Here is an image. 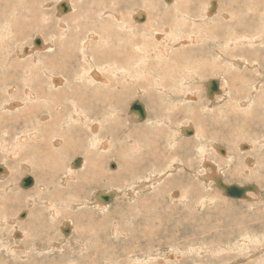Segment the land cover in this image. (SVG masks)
I'll use <instances>...</instances> for the list:
<instances>
[{
    "label": "rangeland",
    "instance_id": "rangeland-1",
    "mask_svg": "<svg viewBox=\"0 0 264 264\" xmlns=\"http://www.w3.org/2000/svg\"><path fill=\"white\" fill-rule=\"evenodd\" d=\"M2 1L0 0V15H1V17H3V19L0 17V22H2L4 24L0 23V27L1 26L5 27V24H10L9 25L10 29L12 28L13 30H15L16 26L18 29H16L15 31H13L11 29V31H12L11 33L14 35L10 36V39H11L10 40V39H6V37H4V34H5V36L7 35V32L5 30L6 27L3 28L5 31L3 29H1L2 27L0 28V31L2 30L1 32L4 33V34H0V36L4 37L1 39L6 40L5 42L8 45L7 47H9V49L6 51V54L8 55L9 59L6 58V56L4 55L5 54L4 51H3V54H1L2 52H0V56H1V58H0V83H1V79L3 80V76H5V74H8V72L9 73L13 72V70H14V71H16L15 72L16 73L15 78L17 79L16 81H14V83L17 87H19V89H22V90L24 87H26V86H22V85L28 84V81L25 80L26 76H24V70H23V68L26 69L27 65L22 60V58L13 51L14 48L16 49V47H15V46H17L16 42L20 46V48H19V46L17 47V48H19V50H21L22 45L23 46H29V47H33V46L36 47L37 46L38 49H42L44 47L43 46L44 44H42L41 45L42 47L40 46L41 47L40 48L38 45H36L35 40L37 37L43 38L44 37L43 35H45V36H48V38H49V39H47V38L44 39L46 42L52 41L50 39V37H52V39L55 41L59 40V42H60V44L58 45L59 48L64 49L65 46L62 44V40L59 39V36H60L59 30L60 29L63 30V27H61V21L64 23L69 22L70 25L73 24L74 21H71V20L68 21L70 16L73 17V20H79L81 18L82 22H85L84 25L82 23V27H80V30L83 31V29H84L85 31H88L87 28L92 27L89 29V31L91 30V31L95 32L97 34L96 37H99V34H98L99 30L97 27L112 26L114 29L111 28L109 31L105 32V34L103 33L104 35H107V33L116 31V27L114 25H112L111 22L118 23V21H121V20L116 19L115 15H110L107 18H103L102 20H98L99 15L97 13L101 9L108 8V9L113 10L114 13H117L119 15H121V14L127 15L128 18H127L126 24L128 23L129 19L131 18L130 14L131 13L133 14V13L137 12V10L141 9V11L146 12L147 14L149 13L151 15L150 18H152V21L150 23V29L151 30L147 31L148 36H147L146 42L144 43L147 46L148 52L153 51V50H150L151 46L153 47V45H154L152 40L154 42H157V43L159 41L164 42V37H163V36H165L164 33L168 34L167 30L165 29L163 31L164 33H161L163 35L162 40H160L156 34L154 35L153 38L149 37L150 36L149 34H151L150 32L153 31L152 26L159 24L157 22V19H156L159 16L158 14H160V16L162 15V17H163V15L165 16L166 14L169 15L168 18H166V20H167L166 21V25H167L166 27H168V26L170 27L171 24L174 22L173 20L176 19L175 16H179V14L174 15V11L173 12L170 11L171 13L167 11V9H170V7L166 6V4L172 6V4H170L171 0H71V2H72L71 5H73V10H72V7H70L71 9H69V11H67L66 13L60 12L58 7L56 9V5H58V0H36V2L34 0L33 1L32 0H23V1L21 0L22 2L20 0H14V1L13 0L12 1L11 0H9V1L4 0L5 2H3V3H2ZM6 1L10 2L9 4H11V2H14V3H12V5H8V3H6ZM29 1H30V4L32 6H30V4H28V3H25V2H29ZM180 1H181L180 2L181 10L179 9L180 10L179 11L177 8L178 11L176 10V13L177 12H179L180 14L187 13L190 18L186 21H183L181 19V15H180L181 21L177 26V30L174 31L175 37H174L173 42H166L165 41L163 43V45H165L164 47L168 50L166 55H165V53H163V55H162L166 59L161 57V54H159V57H157L156 55L151 56V58L148 59V62H146V60H145V62L140 64V68H143L145 70V72L143 74L144 79L142 80L140 78V82L145 80L144 82L146 83V85H145L146 88H144V90L141 91V90H137V88L127 87L125 84L120 85V83H119V85L121 87H120L119 91L116 90L117 96H116L115 92L106 91V88H102L101 92H100L101 96L97 95L96 98H94V101L95 102L98 101L97 109L100 112L106 111L105 113H108V110H105L103 108L104 104L107 105L108 101L114 102L115 100L117 101V99H119L118 100L119 102L115 101L116 104L114 102L113 105H118V108L121 109V111H120V109H117L120 111V113L122 112L121 114L119 113V111L116 113L119 114L122 119L124 117V119H123L124 121H122L123 124L120 123L119 128L116 127V125L114 123V125L112 127V130H113L112 132L115 133L114 137L112 139L114 141L113 142L114 145L110 146L111 148L109 151L112 150V152L114 154L120 156L121 160L124 163L128 162L129 159L134 164H136L137 161H142L148 167V169L146 170L147 171L146 174H148L152 171H157V170L162 171L169 166L171 159L166 154H165L164 160H162L160 162L153 163L152 159L147 161L145 153L148 152V150L144 149L143 147L140 149V143L136 142L137 133L134 135V137L132 139H126V136L123 135V132H122L123 128L130 127L129 129L134 128V129H137L139 131H145V134H147L151 131L150 129L152 128L153 132L155 129L156 130L155 132L160 133V134H163V133L166 134L167 132H169V134L172 133L171 135H176L175 133L177 132L179 138L177 139L178 142L176 141L177 142L176 146H178L179 143L182 144L183 142H185L182 144L183 149L185 151L184 152H178V154L180 153L179 154L180 156H178V158L183 159L182 161H184L185 166L191 165V168L188 166L189 169H191L190 172L188 170H186V172L183 171V169L181 168L183 165L180 164L178 167H176L177 174L174 173V175L179 174V176L174 177V179L172 180L171 183H169L167 181V179H169V177H166L161 182H159V184H157V186L153 187L152 189L147 188L143 191H140L141 190L140 189L137 192V196L132 197L129 194L128 189L134 190L133 185H135L140 180H142V176L145 179L146 177H149L152 174H150L148 176L146 174H142V175L136 174V175H134V177L132 179H129V180H126V178H125V180L120 179L116 176L115 179L109 178L111 180L116 181V182L109 184L110 181L108 183L107 179H104V177L105 178L107 177L105 175H108L106 173L108 172V170L110 172H115V173L118 171L117 173H119L121 171V169L118 170V168L122 164L121 161H117V160L115 161L114 159L110 163V159H109L107 166H105V164L102 163V168L98 172L99 174H95L94 172L89 174V175H97V177L99 176L100 178H102L103 182L97 183L98 185L100 184V187H98L97 184H96V186H93L90 188H88L87 186H82V188L78 194H71L66 199L63 198L62 200H59L58 198L53 197L52 193H50V190L55 189L58 186H62V188L65 189V187H63V186L64 185L67 186V181L69 180L71 175L77 174L78 172H84L86 170V167L81 168L82 164L80 166H74V164H73L77 158L83 157L82 153L76 154L72 151L75 148V146H74L75 141H76V145H77L78 141H81V142H83V141L81 139H79L80 136H74L73 138H75V139H73L72 136H69V138H67V139L71 142H69L68 140L65 139L66 150L64 151V153H62L61 158H58L60 155H56L51 148L50 150L53 151V152L50 151L52 156L45 159L47 162L52 164L53 168H54V164L60 168L59 169L60 172H58L57 168L52 169L50 175L53 176L54 179H52L51 176L49 179L47 177H45L46 180L48 179L47 183L50 185L48 188L45 189V191L48 195L53 197L51 199V203L47 202L48 204H46L45 200H48V199L41 198L40 200H37L35 197L36 195H41V194H39V192L43 191L42 185L45 181L40 182L38 180L37 175L33 171V163L32 162L34 161V159L36 160V157H34L35 154L33 153V149L30 148V144L25 145V147H24L25 152L22 155H19V157H16L15 155L9 156L10 154L8 152L11 151L9 148H7V149L10 151H8L6 148L0 149V158H1V156L3 157V155H1V154L8 156V161H6V159H3V158H1V159H3L4 161L0 159V165L4 166L7 169V172H5V173L7 174V176L9 175L8 177L5 176V178L0 179V190H1L0 191V264H24V263H26L27 260H28L27 262H30L32 260H40V262H43L44 264H206V263H208V264H247V263L248 264H258V263H254L256 261L251 260V258H250L251 254L255 253V254H253V258H255L257 260L260 257L264 258L263 257L264 256V226L261 224V221H264V211H263L264 210V174H263L264 173V166H262V164H261L263 162V158H264V117L260 119V118H258V114L257 115L255 114V117H253V119H251L249 117H243V115L240 113L242 109H238L237 105L235 104L234 101L230 102V105H227L226 104L227 100L221 101L222 103L221 102L220 103H214L213 105H211V107L213 106L214 108L209 107L210 109H202L205 105H207L206 104L207 101L208 102L212 101V99H211L212 97L208 96V89H207L208 88L207 87L208 79H211V78L212 79H214V78L218 79L217 76L221 75L220 77L223 76L222 78H220L221 82H222V86L223 87L227 86L228 88H230L229 90H231L232 93L236 92V86L231 82L232 80L229 78V75H227V74H228V72H229V74H231V73H233V71L235 72L236 68H239V67H236L232 64V62H236L237 60L233 59L235 57L234 53L231 54L229 52L230 51L229 48L238 47V45H230V46L226 45V48H225L224 43H226V41L228 39L231 40V38H232L231 36H233V38H236L237 37L236 35L241 36L242 34L245 35L246 33H247L246 36H244V35H242V36L250 38L252 36L257 35L259 30H260L259 32H261V33H259L260 35L258 34L256 37L259 39H264V37H262L263 33H264V32L262 33V31H264V29H263L264 28V4H262V3H264V0H258L259 7L258 6H257L258 8L256 7L257 10H259L258 12H257V10H255V8H252V10H251L249 8L250 6H247V5L256 6V5L252 4V2L249 0H246L247 3L245 2V0H238V5L235 3L236 0H226V1L220 0L219 1V2H221L220 6L218 4V0H186V1L180 0ZM213 1L217 2L216 3L217 7L212 13V15L214 14L213 15L214 17L211 18L212 15L205 17V13L207 11V8H210L212 6ZM248 1L251 4H248ZM20 2H21V4H20ZM224 2H225V4H224ZM3 5H6L5 7H7V8H5ZM21 5H23V6L26 5L27 7L28 6H30V7L27 10L26 6H24L25 7V9H24V7ZM53 5H54V7H53ZM13 6H15V7H13ZM8 7L9 8L11 7L10 8L11 11L10 10L7 11L9 9ZM4 8L7 9L5 12L6 14L4 13V11H5ZM30 8L33 10H31ZM122 8H125V9H122ZM217 8H219V10L223 11L224 13L229 12L230 13V17H228L229 20H225L226 18L224 17V15L221 16V15H219V13L218 14L215 13ZM245 8H248V9H245ZM20 9L21 10L23 9V10L21 11ZM1 10H3V11H1ZM30 11H31V13H30ZM230 11H232V12H230ZM255 11H256V14H258V15L254 14V16H252L253 15L252 12L255 13ZM9 12H14L15 14L14 13L11 14ZM23 12L25 13L24 16L26 18L32 16V17H30L29 20L34 22V23H31L26 18L24 21V19H23L24 13ZM32 12H34V15ZM87 12H88V14H87ZM93 12L95 14H92ZM235 12H237L238 15L232 17L231 15ZM27 14L28 15L30 14V15L27 16ZM38 14H40V15H38ZM209 14H211V13H209ZM250 14H252L251 15L252 17L251 16L249 17ZM11 15H12V19H11ZM14 15H15V18H14ZM202 16H203V18H202ZM34 17L36 18V20L34 19ZM172 17H174V18H172ZM192 17H196L198 19H201V22H195V20ZM19 18H20V20H19ZM17 19L19 21H17ZM230 19H232V20H230ZM2 20H4V21H2ZM11 20H14V21L16 20L15 22L17 24L14 22H10ZM132 20L136 23H139V24H143L146 21V19L144 21L137 20L135 17H132ZM247 20H248V22H245ZM20 21H22V23H21L22 27L20 26ZM231 21L234 23L233 25L235 27L233 25H232V27H229L227 25V23L230 24ZM18 22H19V24H18ZM28 22L31 24H35V25L34 26L32 25L33 26L32 27ZM96 22L98 25H96ZM98 22H100V24ZM239 22L241 23V25H239L240 24ZM13 23H14V25H13ZM25 23H27L29 26ZM169 23H171V24H169ZM244 23H245V25H243ZM246 23L248 25H246ZM92 24H95V26ZM183 24H185V26ZM235 24H237V25H235ZM160 25L161 24H159L158 26L160 27ZM209 25L214 28L213 32H211V30L208 28ZM11 26H13V27H11ZM47 26H50V28L46 29ZM25 27L26 28L29 27V29H26ZM242 27H244V28H242ZM22 28H25L26 31L24 32V29L22 30ZM31 28H33V30ZM235 28H237L238 30H236ZM19 29H20V31H19ZM239 29L243 30V32ZM80 30L75 29L74 31H70V32L76 33L78 36L80 33L77 31H80ZM218 30H220V31L218 32ZM21 31H23V32H21ZM245 31H247V32H245ZM15 32H17V33H15ZM19 32H20V34H19ZM64 32H65L64 35H66L69 43L73 44V42H75V43L78 42L75 35L69 36L67 30ZM250 32H251V34H250ZM100 33L102 34V32H100ZM210 33L212 34V36ZM46 34H48V35H46ZM85 34H86V32H85ZM134 34L137 35L136 33H134ZM188 34H193L197 37H194L193 38L194 40L189 39L187 37ZM213 34H214V36H213ZM20 35H22V36L24 35L25 37L27 35L29 37H26L27 39H25L24 36H23L24 37L23 38V37H20ZM40 35H42L43 37ZM220 36H224L225 38L227 36L228 37L225 39V42H224V38L220 37ZM195 38H196V40H195ZM201 38H203V40H201ZM15 39H16V41H15ZM139 39H141V38H139ZM20 40L23 43H25V45ZM44 40L42 39V41H44ZM171 40H169V41H171ZM175 40H177V42ZM197 40H198V42H197ZM215 40H218L219 43L217 44L215 42ZM111 41H113L114 44L116 43V41L113 39H111ZM138 41L139 40H134L132 42H138ZM168 43H170L171 45ZM167 44H168V46H167ZM263 44H264V42H263ZM263 44L259 43V44L255 45L257 47L260 46V47H258L256 53H254L255 55H253V54L250 55L249 53H242L244 55L243 58L246 60V62L248 61L247 65L249 67L246 66V69L248 71H244L245 70L244 68L241 69L240 72L238 71L240 73L239 74L240 80L238 81V86H239V89L241 90V92L242 91H246V93L248 92V89H245L243 87L241 88V84L245 83V85H246V83H250V82H247V80H249V78L252 79V82L250 83V87H248L251 90H252L253 86L255 85V83H257V82L262 83V81L264 82V64H263L264 63V45ZM188 45H191L190 48ZM222 45L224 46V48H222L223 47ZM241 46L248 48L249 44H243ZM54 47L55 46H53L52 48L46 49L45 51L41 52L42 54L39 55L42 62L45 63V65L47 67L51 66L50 60H51V58L54 59L53 55L56 53V50H59V49H56V47L55 48ZM53 48L55 51L53 52V55H51V54H49V52H51L53 50ZM105 48H106V46H100L101 51H104ZM183 49L186 51H184ZM189 49H191L193 52ZM172 50H177V53H178V51L180 53L176 54V51L173 52ZM218 50H220V52L221 51L224 52V50H225V53L227 52L226 56H223L224 58L221 57L222 59L219 58L218 54L220 52ZM47 51H49V52H47ZM188 52H190V54ZM257 52H259V54ZM131 53H132V56H134V60H140L141 54L142 53L145 54V52H142V53L131 52ZM171 53H174L175 56H173L174 54H171ZM183 53H185V54H183ZM237 53H236V55H237ZM2 57H4V58H2ZM169 57H171V58L173 57L172 58L173 61ZM182 57H183V59H182ZM194 57H196V58H194ZM258 57H259V59H258ZM31 58H33V57H31ZM174 58H176V60L178 59V61H176ZM256 58L258 60L257 61L258 63L255 62ZM260 58H262V59H260ZM34 59L36 60L35 57H34ZM180 59H182V61ZM192 59L195 61H193ZM179 60H180V62H179ZM183 60H185V61H183ZM190 60L192 61V65H194V66H191L190 69L188 70L187 67H188V65L190 66V63H191ZM14 61H18V65L12 67V68H14L13 70H12V68L9 69L12 65L11 63ZM197 61L200 64H198ZM208 61L212 62V63H214L216 61V62L223 64L222 66L220 65L221 67H219L222 69L221 71L223 72V75L221 72H218V70L217 71L213 70V69L206 70V65L209 63ZM220 61H222L223 63ZM176 62H178L177 65H179V66H177V65L175 66ZM206 62H207V64H206ZM253 62L257 63L256 65H258L260 68L258 69V66L256 67L255 63H253ZM3 63H4V65H3ZM163 63H164V66H162ZM193 63H196V64H193ZM97 64H98L97 66L102 69V65H100L101 62H100V64L99 63H97ZM89 65H92V64H89ZM165 65H169V66H165ZM226 65H228L229 68L225 67ZM261 65H263V66H261ZM86 66H88V64ZM116 66L117 65H114V67H116ZM172 67H175V69L174 68L172 69ZM202 67H205V68H202ZM68 68H70L71 70L74 69V70L79 71L82 68V64H80L79 66L74 64L73 67L69 66ZM167 68L171 69L170 72H172L171 73L172 77L170 76V73H166ZM180 68H182V69H180ZM94 69L98 70L97 68H94ZM164 69H165V71H164ZM179 69H180V72H179ZM203 69L206 71L204 72ZM109 70H111V69H109ZM175 70H176V72H174ZM212 70L214 71V73ZM258 70H259V72H258ZM260 70L262 71L263 75H262ZM59 72L60 71L56 72L55 74H61ZM104 72H107V71H104ZM104 72H100V74H101L100 76H102L103 78L111 75V73L105 74ZM181 72H184V73H181ZM36 73H37V70H36ZM241 74L244 76H242ZM62 75H64V74H62ZM158 75H160V76L164 75L162 77V80H161V77L158 78ZM183 75L191 76V78L192 79L194 78V80L191 82L192 84L191 83L189 84V86H190L189 91H187V90L182 91V89L179 88V90H181V92L178 91L179 94L177 92V94L174 95V98H176V100L174 99V101H177V102L170 103V101H168L170 96L168 97L166 92L164 93L165 90L160 91L159 89L152 88V85H154V82H155L154 79H156V77H157V79H159V82L161 80L163 82V84L165 83V88L167 89V87H168L167 90L177 89L178 86H177V84H175L176 82H174V79L180 78ZM197 75H198V77H197ZM205 75H207V76H205ZM169 76H170V78H169ZM200 76H202V77H200ZM203 76H204V78H203ZM13 78L14 77H12V79ZM48 78H49V76H48ZM200 78H201V80H200ZM169 79H171V80H169ZM220 79H218V80H220ZM90 80H91V77H90ZM195 80H196V82H195ZM204 80H206V82H205V84L202 85L201 82H203ZM17 81H19V82H17ZM182 81L184 83L187 82L186 79H184ZM198 81H199V83H198ZM20 82H22L21 83L22 85L20 84ZM26 82H27V84H26ZM93 82L94 81H92V83ZM76 83L77 82H75V84ZM166 83H168V84H166ZM201 85H202V87H201ZM231 85H234L235 88L231 87ZM89 86L90 85H87V86H81L80 85V88L78 89V91L81 90L82 93H85ZM46 87L47 88H45V89L47 91L49 89L47 84H46ZM160 87H162V86H160ZM187 87H188V83H187ZM102 90H104V91H102ZM123 90H124V92H123ZM229 90H227L228 93H229ZM50 91H52V90H50ZM113 91H115V90H113ZM132 91H133V93H132ZM184 91H187V93L189 92L187 94V97H186L187 100L190 98L191 95L194 94L193 92H197V93L201 92L202 97L199 96V99H198L199 101L198 102L196 101V103L195 102H193V103L189 102V101H191V99H189L188 101L187 100L184 101L183 100V97L185 95V93H183ZM260 91L264 92V85L263 84L261 86ZM90 92L93 95H95L94 89L90 90ZM220 92H222L221 88H220ZM224 92H225V89H224ZM144 93L150 94L151 95L150 99L149 98H143L144 95H142V94H144ZM258 93H260V92H257V94ZM85 94H86L85 97H87V98L90 97L88 91ZM179 95L181 97H179ZM241 95L243 96V94H241ZM242 96L237 97V100L238 101H240V100L245 101L249 98L252 99L254 97V95L250 96V94L248 97H245V96L242 97ZM181 98H182V100H181ZM123 99H125V100H123ZM99 100H101V101H99ZM135 100H140L145 107L146 117L144 120H139L138 114H136L134 111H130V106ZM122 104L124 105V108H123ZM257 104H258V107L256 106ZM69 105H68V107H69ZM254 106H256L255 107L256 111H257V109H259L258 113L264 115V103L259 104V102H255ZM45 107H47V104ZM215 107H217V108H215ZM218 108H221V109H218ZM174 109H176V110H174ZM44 110H47V108L41 109V111H44ZM1 111H3V110H1ZM235 111H236V113H235ZM200 113H201L202 117L199 116ZM218 113H219V115H218ZM44 114L51 116L49 110L46 111L45 113H40V115H44ZM167 115L170 117H168ZM179 115H182V116H179ZM39 117H38V119H39ZM111 117L113 118L114 116H111ZM129 117H130V119H129ZM127 118L129 120H127ZM189 118L190 119L193 118V120L195 118L196 122L200 123V124L193 122ZM156 119H158V120L168 119L170 121V124L169 125H166L164 123L163 124L162 123H159V124L156 123L155 124L154 122ZM190 121L192 122L191 123L192 126H193V124L195 126L198 125V127L200 129V133H202L204 131L203 129L206 130V131H204V134H205L204 138H203L205 140L204 143L210 144L209 147L207 148V151H208L209 157L214 159L216 162L218 161V158L220 156L215 154L217 152V150L215 148L221 147V148H224L225 151L227 149L228 150L230 149L229 152H231V149H232L231 154L232 155L234 154L233 156H235L236 151H234V150L236 148L235 146H237V144L239 145L238 141L240 142V144L241 143L242 144H248L249 148L247 147V149L246 148L244 149L241 146H240V148L238 147L237 148V152H238L237 155L238 156L237 155L235 156L234 161L239 162L241 164L240 161L242 159H244V157H246L245 165L247 167H249L253 163V158H255V156L257 157L258 154L260 155V156H258L259 159H257L258 164H257L256 169H258V167H261L262 169L259 168L257 170V174H256V177H258L257 181L256 180L250 181L248 178H249V175H251L250 174L251 171L249 172L248 169H243L242 172H244V170H245V173H242V179L233 180L232 182H229V183H236V184L238 183L239 185L253 184L256 187V191H248L247 196H245V197L232 198V197L227 196L225 194L224 190L221 189L220 187H218L215 184V182H210L208 180L209 183L213 184L212 185L213 189H211V187H209V184H207L205 182L206 180L200 179L197 176V173H199L201 171V167L199 168V166L201 165V161H200L201 155L198 151V146L201 143H203V140H200L197 137L198 135H196V133L194 131L192 132V134L188 135V134L184 133L183 130H180V128H179V126L180 127L183 126L182 124L187 125L188 123H190ZM219 121H221V123ZM222 121L225 124H223ZM171 122H172V125H171ZM174 122H175V124H174ZM242 122L244 124H245V122H247L248 124H251V128L248 125L247 129H245V131H244ZM112 123L110 122V125ZM204 123L206 125H203ZM214 123H215V125H214ZM108 124L109 123H107V125ZM147 124H149V125H147ZM126 125H128V126H126ZM208 125H210V126H208ZM195 126H193L191 129L192 130L195 129V131H196ZM218 126L220 127V129L218 128ZM228 126L231 128L233 127V128L230 129ZM146 127H148V128H146ZM149 127H150V129H149ZM157 127H159V129ZM225 128H227V129H225ZM242 129L244 132L242 131ZM172 130H173V132H172ZM215 130H217V131H215ZM219 130L221 132H219ZM226 130H228V131H226ZM209 131L211 132V134ZM222 131H224V132H222ZM153 132L151 131L150 133H153ZM217 132H219V133H217ZM247 132H248V135H247ZM200 133H199V135H201ZM206 133H208V134H206ZM229 133H230V135H229ZM234 133H236V135ZM153 134H156V133H153ZM169 134L167 135L168 137H169ZM238 134H239V137H238ZM243 135H245L244 137L245 138L247 137V138L245 139L243 137ZM213 136H215V137H213ZM226 136L227 137L230 136V137L226 138ZM84 137H86V135ZM216 137H219V139H220L219 140L217 138L219 140V141H217L218 142L217 145H219V147L218 146L212 147L211 144H213V143L211 141H214L215 143H217ZM250 137H253V138H250ZM0 138H3V137L0 135ZM11 138L13 139L14 136H11ZM99 138H102V137H99ZM221 138H222V140H221ZM12 139H10V140L13 141L14 139L13 140ZM226 139L227 140L229 139V141L226 142L227 141ZM198 140L200 141V144H197V142L199 143ZM242 140H244V141H242ZM250 140L252 142L255 141V143H254L255 145ZM188 142H190L189 146H188ZM222 142L225 144H223ZM250 142H251V144H249ZM61 143H63V142H61ZM84 143L85 142H83V144ZM123 143L126 144L128 153L126 150H124V147L122 146ZM220 144H222V145H220ZM226 144L228 146L227 149H226ZM133 145H134V147H132ZM26 146L29 147L28 152L31 150L32 153H31V151L29 153L27 152ZM141 146H142V144H141ZM185 146L186 147L188 146V147L184 148ZM250 146L252 148L253 147H255V148H253V150H252V148H250ZM105 148H107V147H105ZM105 148H104L103 153H101L103 155L102 161L104 160V158L107 159V157H106V156H108L107 152H109ZM160 148H162V147H160ZM254 149H256V151ZM259 149L260 150L262 149V150L260 151ZM192 150H194V152H191ZM3 151H5L6 153H4ZM47 151H49V150H47ZM26 152H27V154H25ZM59 152L61 153V151H59ZM249 152L250 153L252 152V153L250 154ZM254 152H256V153H254ZM219 153L224 155L223 153H221V151ZM29 154L31 155V157ZM239 154H240V156H239ZM192 156L194 159L192 158ZM84 157H85V155H84ZM182 157H185V158H182ZM248 158L252 159L251 163L248 162ZM50 159H51V161H50ZM115 159H117V158H115ZM13 160H15L16 162ZM17 160L20 162H18ZM29 160L31 161L32 165L30 164ZM57 160H59V161H57ZM237 160H239V161H237ZM260 160L262 161L261 163H260ZM5 161L7 163H5ZM242 161H244V160H242ZM10 162L14 165L10 164ZM23 162L28 163L26 165L30 166L33 172L31 171V169H28L27 166L24 168L19 166V164L23 163ZM36 162H37V160L35 161V163ZM117 162H119L120 164ZM59 163H61V164H59ZM185 163H189V164H185ZM239 163H238V168H240V166H241V165H239ZM58 165H60V166H58ZM13 166L15 169L13 168ZM116 166H118V167H116ZM151 166H153L155 168L151 169L150 168ZM225 166H226V168H225ZM88 167H90V166L88 165ZM193 167H195L196 169ZM220 167H222V168L224 167V169L218 170L219 172H222V173H220V175L222 177L224 176V178L228 181L229 176L227 175V171L229 170V167L227 166V163L222 164V165L220 164ZM179 168H180V170H179ZM205 169H209V167H206ZM47 170H49V169L47 168ZM223 170H225L226 173ZM260 170H261V173H260ZM12 171L15 173L14 174V180H16V182L14 180H11L12 182H14L13 187H11L10 189H7L5 192H3L2 188L7 183H9V182H6V180H8L12 176V174H13ZM182 171H183V173H182ZM258 171L263 177L260 176V174H258ZM2 173H4V172H2ZM89 175H83V177H88ZM27 176H32V177L34 176L33 179H34V182H36V184L33 187H25L22 185V181ZM243 176H245L247 179H245V177L243 178ZM65 177H66V180H65ZM80 177H82V175H80ZM89 178H92V177L89 176ZM236 179H238V178H236ZM243 179H245V180H243ZM63 180H64V182H63ZM86 180H88V179H86ZM86 180H82L81 181L82 184H86ZM201 180L203 182H205L206 184L204 183L205 184L204 185ZM59 181H61V182H59ZM4 182H6V183H4ZM56 182H59V185H57ZM191 182L194 184H192ZM224 182H226V181L224 180ZM176 183H178V184H176ZM173 184H176V185H173ZM200 185L202 187H200ZM257 188L259 189L258 192H257ZM179 189L185 191V193H186L185 196L187 198L185 197L184 199L180 200V199H178L179 197L177 194L174 195V197L171 196L172 191H179ZM196 189H197V191H196ZM104 191L105 192L113 191L114 197L108 201H105V199L97 198L99 193H103ZM160 191H161V193H160ZM204 191H206V192H204ZM10 192L11 193L16 192L15 193L16 196L14 195L15 198H17L18 196L24 195V196H21V198L26 199L27 201H25V202L30 201L31 204L30 205L28 204L29 206H27V208H26L25 204L22 206L23 203H21V204L17 203L18 200L15 201V199H13L14 197H12L11 200L8 199ZM207 192H208V194H207ZM216 192H218V194ZM25 193L26 194L28 193V195H30L28 199L25 197V195H26ZM168 193H170V194H168ZM187 193H188V195H187ZM212 194H213V196H212ZM6 195H7V197H6ZM95 195H96V197H95ZM66 196H67V194H65V197ZM216 196L218 197L217 199H216ZM168 197L170 200L168 199ZM195 197H197V198H195ZM5 198L10 200V203ZM176 198L178 200H176ZM95 199H96V201L93 203V201ZM150 199H152V200H150ZM154 199H156V200H154ZM193 199H198V200L201 199V200L195 201ZM208 199H210V200H208ZM213 199H214V202H213ZM202 200H204V202ZM6 201L8 203H6ZM142 201H144V202L146 201V202L144 203ZM21 202H23V201H21ZM142 203H143V206H142ZM154 203L156 205L158 203L159 204L157 206H154L153 205ZM33 204H35V210L39 209V212L41 214H43V216H44V220L46 222H48L49 224H45V223H42L39 221L31 222L32 217L36 218L38 216L37 211H34V212L30 211V210H33V208H31ZM144 204H146V206ZM102 206H104V207H102ZM141 206L143 208H141ZM26 209H28V212H29L28 216H26V212H27ZM55 211L57 213L54 215L53 212H55ZM253 213H255V214H253ZM251 214L253 216H250ZM256 214H257V218L259 217L258 219L255 218ZM249 216H250V218H249ZM29 217H30V221L27 223L26 228H23V225L26 224L24 222L26 220H28ZM7 218L8 219L12 218L13 222H6L5 220ZM246 218L248 221L246 220ZM33 223H34V226H31ZM251 223L253 226L251 225ZM258 223H259V226H258ZM68 225L72 228V231L70 229V232H69L70 234L69 233L65 234L62 231V228H64L65 226L67 227ZM255 225H257L258 229L260 228L259 231L254 230ZM145 226L147 227L148 230L154 228L155 229L154 232L156 234L155 233H152L151 235H150V233L145 234V232H146V231H144V230H146ZM217 231L222 234V237L217 236L219 239H222L221 243H218L215 239L214 235H216L218 233ZM239 233H241L243 235L245 233H247V234L250 233L251 235L257 236L258 238H256L252 243H248L250 241H248L247 243L238 242V239H240V237L238 236ZM143 236H145V237H143ZM25 240L26 241L31 240V241L30 242L27 241V243L25 244V242H26ZM211 240H215L216 243L211 241ZM155 242H157V243H155ZM56 244H58V246ZM157 244H159V245H157ZM24 245H29V246H27L29 249L22 248V247H24ZM41 247H44V248L40 249ZM219 248H221V249H219ZM26 256H28V257H26ZM28 258H30L31 260ZM155 259H160V261L155 262L154 261ZM261 264H264V262H262Z\"/></svg>",
    "mask_w": 264,
    "mask_h": 264
},
{
    "label": "bare ground",
    "instance_id": "bare-ground-1",
    "mask_svg": "<svg viewBox=\"0 0 264 264\" xmlns=\"http://www.w3.org/2000/svg\"><path fill=\"white\" fill-rule=\"evenodd\" d=\"M2 1V0H1ZM9 1V0H8ZM8 1H6V3H8V5H12V3H14V2H11V4H9L10 2H8ZM12 1V0H11ZM14 1V0H13ZM21 1V0H20ZM23 1V0H22ZM21 1V2H22ZM33 1V0H32ZM35 2H36V0H34ZM63 1H67L68 3H70V7H72V10H73V5H71L72 4V2H71V0H58V4L60 3V2H63ZM186 1V0H185ZM220 0H218V4H219V6H220V3L221 2H219ZM223 1H226V0H223ZM249 1H251L252 2V4H254V5H256V6H253V5H247V6H250L249 8L252 10V8H255V10H257V8L259 7V2H258V0H249ZM249 1H248V4H251V3H249ZM3 2H5L4 0L2 1V3ZM21 2H20V4H21ZM144 2V1H143ZM147 2V1H146ZM180 0H171V3L170 4H172V6L171 5H168V4H166V6H168V7H170V9H167V11L168 12H170V11H174V15H176V14H179V16H175L176 17V19L175 20H173L174 22L171 24V23H169V24H171V26L168 28V27H166L167 25H166V18H168V16L169 15H163V17H162V15L160 16V14H158L159 16L156 18L157 19V22L159 23V24H161L160 25V27L158 26V25H154V26H152L153 27V31H151L150 33L151 34H149L150 36L149 37H154V35L156 34L158 37H159V39L160 40H162L163 38H162V34L161 33H164L163 31L166 29L167 30V32H168V34H165L164 33V35L165 36H163L164 37V42L166 41V42H173V40H174V37H175V33H174V31L175 30H177V26H178V24L180 23V15H181V19L183 20V21H186V20H188L190 17H189V15L187 14V13H185V14H180L179 12H177L176 13V10H177V8H178V10L180 9L181 10V5H180ZM245 2H246V0H245ZM19 3V2H18ZM25 3H28V4H30V1L29 2H25ZM33 3V2H32ZM145 3V2H144ZM148 3V2H147ZM223 3V2H222ZM235 3L238 5V0H236L235 1ZM247 3V2H246ZM35 4V3H34ZM33 4V5H34ZM54 4V3H53ZM146 4V3H145ZM144 4V5H145ZM224 4H225V2H224ZM262 4H264V3H262ZM7 5V4H6ZM6 5H3L4 7L6 6ZM16 5V4H15ZM222 5V4H221ZM21 6H23V5H21ZM24 6H26V5H24ZM23 6V7H24ZM30 6H32L31 4H30ZM30 6H26V8H27V10H28V8L30 7ZM258 6V7H257ZM262 6V5H261ZM12 7V6H11ZM10 7V8H11ZM13 7H15V6H13ZM53 7H54V5H53ZM212 7V6H211ZM211 7L210 8H207V11H206V13H205V17H207V16H209V15H212V13L211 14H209L210 13V9H211ZM257 7V8H256ZM5 8H7V7H5ZM4 8V9H5ZM9 8V7H8ZM10 8L7 10V9H5V11H4V13L6 12V10L7 11H9L10 10ZM126 8V7H125ZM125 8H122V9H125ZM3 9V8H2ZM24 9H25V7H24ZM31 9V8H30ZM29 9V10H30ZM56 9H57V5H56ZM71 9V8H70ZM162 9V8H161ZM234 9V8H233ZM245 9H248V8H245ZM21 10V9H20ZM23 10V9H22ZM21 10V11H22ZM31 10H33V9H31ZM159 10V9H158ZM177 10V11H178ZM179 10V11H180ZM1 11H3V10H1ZM11 11V10H10ZM16 11V10H15ZM244 11V10H243ZM259 10H257V12H258ZM18 12V11H17ZM36 12V11H35ZM165 12V11H164ZM230 12H232V11H230ZM9 13H11V14H13L14 12H9ZM8 13V14H9ZM22 13V12H21ZM24 13V12H23ZM29 13V12H28ZM30 13H31V11H30ZM33 13V15H34V12H32ZM126 13V12H125ZM142 13H144L145 15H146V21L143 23V24H139V23H136V22H134L133 20H132V17H135V16H138V17H142ZM171 13V12H170ZM215 13H219V15H224V17L226 18L225 20H229L228 19V17H230V13L229 12H223V11H220L219 10V8H217V10H216V12ZM2 14V13H1ZM6 14V13H5ZM15 14V13H14ZM37 14V13H36ZM87 14H88V12H87ZM92 14H95L94 12L92 13ZM98 15H99V18H98V20H102L103 18H107V17H109L110 15H115V17H116V19H118V20H121V21H118V23H115V22H111V24L112 25H114L115 27H116V31H114V32H110V33H107V35H104L105 34V32H107V31H109L111 28H113L112 26H101V27H97L98 28V30H99V37H96V33L95 32H93V31H89V29L90 28H92V27H89V28H87V30L88 31H85L84 29H83V31L82 30H80V27H82V23H83V25L85 24V22H82V19L80 18L79 20H73V17L72 16H70L69 17V20L68 21H74L73 22V24H69V22L68 23H64V22H62L61 21V27H63V30L62 29H60L59 30V33H60V36H59V39L60 40H62V44L65 46L64 47V49H62V48H59V44H60V42H59V40H53L52 39V37H50V39L52 40V41H48V42H46L44 39L45 38H47V39H49L48 38V36H45V35H40V36H42L43 38V40L44 41H42L43 42V48L42 49H38L37 48V46L35 47V46H33V47H29V46H23L22 45V48H21V50H19V48H20V46L18 45V43L16 42V44H17V46H15L16 47V49L14 48L13 49V51L17 54V55H19L21 58H22V60L26 63V65H27V67H26V69H24L23 68V70H24V76H26L25 77V80L26 81H28V84H27V82H26V84L27 85H25V84H21L22 82H20V84L22 85V86H26V87H22L23 88V90L22 89H19V87H17L16 85H15V83H14V81H16L17 79L15 78V75H16V71H14L13 69L14 68H12V67H14V66H16V65H18V61H14V62H12L11 64V67L9 68V69H11L12 68V70H13V72H8V74H5V76H3V80L1 79V83H0V135L3 137V138H0V149H3V148H9L10 150H8V151H10V152H8L10 155L9 156H13V155H15L16 157H19V155H22L24 152H25V145H27V144H30V148H32L33 149V153L35 154L34 155V157H36V160H37V162L35 163V159H34V161L32 162L33 163V171H34V173L37 175V177H38V180L40 181V182H42V181H45L44 183H43V188H42V192H39V194H41V195H36L35 197H36V199L37 200H40L41 198H43V199H48V200H45V203L46 204H48V203H51V199L53 198V197H56V198H58L59 200H62L63 198H67L69 195H71V194H78L79 193V191L81 190V188H82V186H87L88 188H90V187H93V186H96V184L97 183H101V182H103V180H102V178H100L99 176L97 177V175H89L90 173H92V172H94L95 174H99L98 172H99V170L102 168V163H104L105 164V166H107L108 164V161H109V159H110V163H111V161L114 159L115 161L117 160V161H121L122 162V164H121V166L118 168V170L119 169H121V171L119 172V173H115V172H110L109 170H108V172L106 173V174H108V175H105V176H107L106 178L104 177V179H107V181H108V183H109V181H110V183L109 184H111V183H113V182H116V181H114V180H111V179H115L116 178V176L118 177V178H120V179H124L125 180V178H126V180H129V179H132L133 177H134V175H136V174H138V175H142V174H146L147 173V169H148V167H147V165L144 163V162H142V161H137V163L136 164H134L130 159H129V161L128 162H126V163H124L122 160H121V158H120V156H118V155H116V154H114L113 152H112V150L111 151H109L110 150V146L112 145H114V141L112 140L113 139V137H114V132H112L113 130H112V127H113V125H114V123H115V125H116V127H118L119 128V125H120V123H122V121H124L123 119H124V117H123V119L120 117V115L119 114H117L116 112H118L119 110H117V109H120V108H118V105H113V103L116 101H114V102H112V101H108V104L107 105H105L104 104V106H103V108L105 109V110H108V113H105L106 111H104V112H100L98 109H97V105H98V101L97 102H95L94 101V98H96V96L98 95V96H101L100 95V92H101V89L102 88H106V91H110V92H115V94H116V96H117V93H116V90L117 91H119V89H120V85H126L127 87H133V88H137V90H141V91H143L144 90V88H146L145 87V85H146V83L144 82V81H141L140 82V78L143 80L144 79V76H143V74H144V72H145V70L143 69V68H140V64H142L143 62H145V60H146V62H148V59H150L151 58V56H154V55H156L157 57H159V54H161V57H163V58H165L164 56H162L163 55V53H165V55H166V53L168 52V50L164 47L165 45H163V43L164 42H162V41H159L158 43L157 42H154L153 40H152V42H153V47L151 46V49L150 50H153V51H150V52H148V50H147V46L144 44L145 42H146V40H147V36H148V30H151L150 29V23H151V21H152V18H150V14L148 13H146V12H143V11H141V9H139V10H137V12H135V13H131L130 14V16H131V18L129 19V21H128V23L126 24V21H127V18H128V16L127 15H125V14H121V15H119V14H117V13H114V11L113 10H111V9H108V8H103V9H101L98 13H97ZM242 14V13H241ZM253 14V15H252ZM252 14H250L249 15V17L252 15V16H254V14H256V11H255V13H253L252 12ZM22 15V14H21ZM25 13L23 14V19H24V21H25ZM30 15V14H29ZM28 14H27V16H29ZM38 15H40V14H38ZM214 15V14H213ZM212 15V17L211 18H213L214 16ZM236 15H238L237 14V12H235V13H233L231 16L233 17V16H236ZM256 15H258V14H256ZM248 16V15H247ZM251 16V17H252ZM0 17H1V15H0ZM30 17H32V16H30ZM30 17H28V18H26V19H30ZM72 17V18H71ZM259 17V16H258ZM2 19H3V17H1ZM7 18V17H6ZM5 18V19H6ZM14 18H15V15H14ZM13 18V19H14ZM38 18V17H37ZM154 18V19H155ZM172 18H174V17H172ZM194 20H195V22H201V19H198V18H196V17H192ZM202 18H203V16H202ZM235 18V17H234ZM11 19H12V15H11ZM34 19L36 20V18L34 17ZM41 19V18H40ZM39 19V20H40ZM151 19V20H150ZM19 20H20V18H19ZM18 19H17V21H19ZM33 20V19H32ZM38 20V19H37ZM230 20H232V19H230ZM237 20V19H236ZM249 20V19H248ZM248 20L247 21H245V22H248ZM2 21H4V20H2ZM8 21V20H7ZM16 21V20H15ZM14 20H11L10 22H14V23H16ZM30 21V20H29ZM234 21V20H233ZM238 21V20H237ZM243 21V20H242ZM31 23H34V22H32V21H30ZM134 22V23H133ZM228 22V21H227ZM236 22V21H235ZM241 22V21H240ZM239 22V23H240ZM0 23H2V22H0ZM9 23V22H8ZM14 23H13V25H14ZM21 23H22V21H20V26L22 27V25H21ZM24 23V22H23ZM29 23V22H28ZM31 23H29L31 26L33 25H35V24H31ZM99 24H100V22H98ZM130 23V24H129ZM242 23V22H241ZM241 23L239 24V25H241ZM250 23V22H249ZM2 24H4V23H2ZM17 24V23H16ZM18 24H19V22H18ZM25 24H27V23H25ZM24 24V25H25ZM129 24V25H128ZM231 24V25H230ZM227 23V25L229 26V27H232V25L234 24L232 21H231V23ZM259 24V23H258ZM10 24H5V27L3 26H1L0 28L1 29H3V28H5V30H6V32H7V35L5 36V34L4 33H2L1 31H0V34H4V37H6V39H10V36H12V35H14V34H12L11 32V29H10V26H9ZM12 25V24H11ZM28 25V24H27ZM26 25V26H27ZM92 25H94L95 26V24H92ZM96 25H98L97 24V22H96ZM184 26H185V24H183ZM235 25H237V24H235ZM243 25H245V23L243 24ZM246 25H248L247 23H246ZM260 25V24H259ZM29 26V25H28ZM30 26V27H31ZM32 26V27H33ZM234 26V25H233ZM252 26V25H251ZM11 27H13V26H11ZM15 27V26H14ZM20 27V28H21ZM24 27V26H23ZM235 27V26H234ZM238 27V26H237ZM241 27V26H240ZM245 27V26H244ZM244 27H242V28H244ZM26 28V27H25ZM25 28H22V30L24 29V32L26 31L25 30ZM50 28V26H47L46 27V29H49ZM208 28L211 30V32H213L214 31V28L212 27V26H208ZM224 28V27H223ZM16 29H18L17 28V26H16ZM15 29V30H16ZM26 29H29V27H27ZM32 30H33V28H31ZM75 29H79L80 31H77V32H79L80 34V36L78 35L77 36V34L76 33H73V32H70V31H74ZM95 29V28H94ZM114 29V28H113ZM139 29V30H138ZM236 30H238L237 28H235ZM264 29V28H263ZM4 30V29H3ZM4 30V31H5ZM13 30V29H12ZM15 30H13V31H15ZM68 31V35L70 36V35H75L76 36V38H77V41L78 42H73V44L72 43H69L68 42V40H67V37H66V35H64L65 34V32L64 31ZM239 30H241V29H239ZM245 30V29H244ZM262 30V29H261ZM19 31H20V29H19ZM220 30H218V32H219ZM242 32H243V30H241ZM240 31V32H241ZM260 31V30H259ZM258 31V34L259 33H261V32H259ZM21 32H23V31H21ZM85 32H86V34H85ZM100 32H102V34L100 33ZM160 32V33H159ZM239 32V31H238ZM245 32H247V31H245ZM257 32V31H256ZM264 31H262V33H263ZM15 33H17V32H15ZM134 33H136L137 35H135ZM209 33V32H208ZM249 33V32H248ZM19 34H20V32H19ZM25 34V33H24ZM45 34V33H44ZM211 34V33H210ZM242 34V33H241ZM247 34V33H246ZM246 34L244 35V34H242V35H244V36H246ZM250 34H251V32H250ZM257 34V35H258ZM46 35H48V34H46ZM238 36V35H236L237 37L236 38H233V36H231L230 38H231V40L230 39H228L227 41H226V43H224L225 44V48H226V45L227 46H230V45H238V47H233V48H229V52L232 54V53H234V58L233 59H235V60H237L236 62H232V64L234 65V66H236V67H239V68H236V70H235V72L233 71V73H231V74H229V72H228V74L227 75H229V78L232 80L231 82L236 86V92H231V90H229L230 88H228L227 86H225V87H223L222 86V82H221V79L220 78H222V77H220L219 75L217 76L218 77V79H220L219 81H220V85H219V90H220V88H221V90H222V92H218V93H215L214 94V96L211 98L212 99V101L211 102H206V104L207 105H205L202 109H210L209 107H211V105H213L214 103H220L221 101H223V100H227L226 101V104L227 105H230V102H232V101H234L235 102V104L237 105V108L238 109H242L241 110V114L243 115V117H249V118H251V119H253V117H255V114L257 115L258 114V118H263L264 117V115L263 114H260V113H258L259 112V109H257V111H256V106L258 107V104L256 105V106H254V103L255 102H259V104H262V103H264V92L262 91H260V89H261V86H262V84L264 85V82L262 81V83H260V82H257V83H255V85L253 86V88H252V90L250 89V88H248V87H250V83L252 82V79L251 78H249V80H247V82H250V83H246V85H245V83H242L241 84V88L243 87V88H245V89H248V92L246 93V91H242L241 92V90L239 89V86H238V81L240 80V78H239V72H240V70L241 69H245L244 71H248L247 69H246V66H248L247 65V62H246V60L243 58V54L242 53H249L250 55L251 54H253V55H255L254 53H256V51H257V49H258V47H260V46H255V45H257V44H259V43H262L263 44V42H264V39H259V38H257L256 36L257 35H255V36H252V37H250V38H248V37H244V36ZM260 35V34H259ZM19 36V35H18ZM24 36V35H23ZM22 35H20V37H23ZM211 36H212V34H211ZM213 36H214V34H213ZM249 36V35H248ZM4 37H2V36H0V52H2L1 54H3V51H4V55L6 56V58H8L9 59V57H8V55L6 54V51L9 49V47H7L8 45H7V43L5 42L6 40H4V39H1V38H4ZM25 37V36H24ZM23 37V38H24ZM26 37H29V36H27L26 35ZM25 37V39H27ZM187 37L189 38V39H193L194 37H197V36H195V35H193V34H188L187 35ZM203 37V36H202ZM216 37V36H215ZM220 37H223L224 38V42H225V39L228 37H224V36H220ZM261 37V36H260ZM262 37H264V33H263V36ZM12 38V37H11ZM22 38V39H23ZM75 38V39H76ZM139 38H141V39H139ZM172 40H171V39ZM14 39V38H13ZM24 39V40H25ZM111 39H113V40H115L116 41V43L114 44V42L113 41H111ZM11 40V39H10ZM134 40H139L138 42H132V41H134ZM169 40H171V41H169ZM194 40V39H193ZM195 40H196V38H195ZM201 40H203V38H201ZM223 40V39H222ZM14 41V40H13ZM15 41H16V39H15ZM21 41V40H20ZM19 41V42H20ZM176 42H177V40H175ZM22 42V41H21ZM72 42V41H71ZM132 42V43H131ZM197 42H198V40H197ZM215 42L218 44L219 43V41L218 40H215ZM23 43V42H22ZM200 43V42H199ZM24 45H25V43H23ZM61 44V45H62ZM168 44H170V43H168ZM168 44H167V46H168ZM198 44V43H197ZM222 44V43H221ZM243 44H249V47L248 48H246V47H242L241 45H243ZM171 45V44H170ZM169 45V46H170ZM175 45V44H174ZM177 45V44H176ZM192 45V44H191ZM191 45H188L189 46V48H190V46ZM264 45V44H263ZM19 46V48H17ZM53 46H55L56 47V49H59V50H56V53L53 55V52L55 51L54 50V48H53V50L51 51V52H49V51H47V52H49V54H51V55H53L54 56V59L53 58H51V60H50V64H51V66L50 67H47L46 65H45V63H43L42 62V60H41V58L39 57V55L40 54H42L41 52H43V51H45L46 49H48V48H52ZM100 46H106V48L104 49V51H101L100 50ZM223 46V45H222ZM7 47V48H6ZM40 47V46H39ZM42 47V46H41ZM40 47V48H41ZM73 47V48H72ZM185 48V47H184ZM188 48V47H187ZM192 48V47H191ZM222 48H224V46L222 47ZM62 49V50H61ZM180 49V48H179ZM193 49V48H192ZM221 49V48H220ZM170 50V49H169ZM184 50V49H183ZM188 50V49H187ZM189 50H191V49H189ZM17 51V52H16ZM173 52L174 51H176V54H178V53H180L179 51H178V53H177V50H172ZM171 51V52H172ZM184 51H186V50H184ZM192 51V50H191ZM219 52H220V50H218ZM259 51V50H258ZM131 52H140V53H142V52H145V54H141V58H140V60H134V56H132V53ZM193 52V51H192ZM218 52V53H219ZM238 52V53H237ZM260 52V51H259ZM259 52H257L258 54H259ZM46 53V52H45ZM170 53V52H169ZM168 53V54H169ZM186 53V52H185ZM185 53H183V54H185ZM189 54H190V52H188ZM196 53V52H195ZM227 53V52H226ZM226 53H225V50H224V52L223 51H221L218 55H219V58H224L223 56H226ZM236 53H237V55H236ZM10 54V53H9ZM167 54V55H168ZM171 54H174V53H171ZM182 54V53H181ZM180 54V55H181ZM170 55V54H169ZM195 55V54H194ZM200 55V54H199ZM249 55V56H250ZM132 56V57H131ZM173 56H175V54L173 55ZM186 56V55H185ZM192 56V55H191ZM248 56V55H247ZM31 57H33V58H31ZM34 57L36 58V60L38 61H36L35 59H34ZM184 57V56H183ZM183 57H182V59H183ZM0 58H1V56H0ZM2 58H4V57H2ZM5 58V59H6ZM28 58V59H27ZM162 58V59H163ZM169 58H171V57H169ZM168 58V59H169ZM173 58V57H172ZM172 58H171V60H172ZM189 58V57H188ZM187 58V59H188ZM194 58H196V57H194ZM199 58V57H198ZM221 58V59H222ZM26 59V60H25ZM166 59V58H165ZM175 60H176V58H174ZM182 59H180L181 61H182ZM185 59V58H184ZM186 59V60H187ZM191 59V58H190ZM247 59V58H246ZM249 59V58H248ZM251 59V58H250ZM254 59V58H253ZM252 59V60H253ZM258 59H259V57H258ZM260 59H262V58H260ZM35 60V61H34ZM157 60V59H156ZM180 60H179V62H180ZM193 60V59H192ZM199 60V59H198ZM202 60V59H201ZM200 60V61H201ZM220 60V59H219ZM162 61V60H161ZM173 61V60H172ZM176 61H178V59L176 60ZM183 61H185V60H183ZM191 61V60H190ZM193 61H195V60H193ZM223 61V60H222ZM222 61H220V62H222ZM258 60H257V58H256V60H255V62H257ZM45 62V61H44ZM100 62H101V64H100ZM103 62V63H102ZM163 62V61H162ZM165 62V61H164ZM188 62V61H187ZM198 62V61H197ZM209 62V61H208ZM255 62H253V63H255ZM260 62V61H259ZM262 62V61H261ZM97 63H99L100 65H102V69L101 68H99L97 65ZM167 63V62H166ZM174 63V62H173ZM177 63L178 62H176V64H175V66L177 65ZM186 63V62H185ZM203 63V62H202ZM223 63V62H222ZM225 63V62H224ZM258 63V62H257ZM257 63H255V66L257 67L258 65H256ZM21 64V63H20ZM74 64H76V65H80V64H82V68L79 70V71H77V70H74V69H70V68H68L69 66L70 67H73V65ZM88 64V66H86ZM89 64H92V65H89ZM189 64V63H188ZM193 64H196V63H193ZM198 64H200L199 62H198ZM206 64H207V62H206ZM264 64V63H263ZM3 65H4V63H3ZM114 65H117L116 67H114ZM223 65V64H221V63H219V62H214V63H212V62H209L207 65H206V70H209V69H213V70H218V72H221L222 73V75H223V72L221 71L222 69L221 68H219V67H221V66ZM162 66H164V63H163V65ZM165 66H169V65H165ZM177 66H179V65H177ZM183 66V65H182ZM181 66V67H182ZM191 66H194V65H192V61H191V63H190V66L188 65V70L190 69V67ZM261 66H263V65H261ZM225 67H227V68H229L228 67V65H226ZM249 67V66H248ZM94 68H99L98 70H96V69H94ZM160 68V67H159ZM175 69V67H172V69ZM202 68H205V67H202ZM260 67L258 66V69H259ZM109 69H111V70H109ZM178 69V68H177ZM180 69H182V68H180ZM180 69H179V72H180ZM226 69V68H225ZM36 70H37V73H36ZM204 70V69H203ZM206 70H204V72L206 71ZM212 70V71H213ZM253 70V69H252ZM262 70V69H261ZM260 70V71H261ZM39 71V72H38ZM58 71H60L59 73H61V74H55L56 72H58ZM99 71V72H98ZM104 71H107V72H104ZM164 71H165V69H164ZM171 71V69H168L167 68V70H166V73H170V76H171V73L172 72H170ZM173 71V70H172ZM239 71V72H238ZM6 72V71H5ZM4 72V73H5ZM100 72H104L105 74L106 73H111V75L110 76H107V77H102V76H100L101 74H100ZM147 72V71H146ZM174 72H176V70L174 71ZM178 72V71H177ZM250 72V71H249ZM257 72V71H256ZM258 72H259V70H258ZM163 73V72H162ZM181 73H184V72H181ZM209 73V72H208ZM213 73H214V71H213ZM261 73H262V71H261ZM23 74V73H22ZM62 74H64V75H62ZM203 74V73H202ZM218 74V73H217ZM169 75V74H168ZM186 75V74H185ZM185 75H183L182 77H180V78H176V79H174V82H176L175 84H177V89H172V90H167L168 89V87H167V89L165 88V83L163 84V82L161 81L162 80V77L164 76H160V75H158V78H160L161 77V80H160V82H159V79H157V77H156V79H154L155 80V82H154V85H152V88H155V89H159L160 91H164V93L166 92V94L168 95V97L170 96V98H169V100L168 101H170V103H172V102H177V101H174V99L176 100V98H174V95H176L177 94V92L178 91H180L181 92V90H179V88L180 89H182V91L183 90H187V91H189L190 90V86H189V84L194 80V78L192 79L191 78V76H185ZM242 75V74H241ZM262 75H263V73H262ZM23 76V77H24ZM48 76H49V78H48ZM87 76V77H86ZM153 76V75H152ZM166 76V75H165ZM170 76H169V78H170ZM175 76V75H174ZM205 76H207V75H205ZM242 76H244V75H242ZM12 77H14L13 79H12ZM90 77H91V80L92 81H94L93 83H92V81L90 80ZM172 77V76H171ZM197 77H198V75H197ZM200 77H202V76H200ZM241 77V76H240ZM48 78V79H47ZM203 78H204V76H203ZM148 79V78H147ZM150 79V78H149ZM184 79H186L187 80V82H183L182 80H184ZM214 79H217V78H214ZM10 80V81H9ZM169 80H171V79H169ZM200 80H201V78H200ZM211 80H213L212 78L211 79H208V81H207V83L209 82V81H211ZM47 81V82H46ZM17 82H19V81H17ZM34 82V83H33ZM75 82H77L76 84H75ZM100 82V83H99ZM179 82V83H178ZM195 82H196V80H195ZM205 82H206V80H204L203 82H201L202 83V85L203 84H205ZM119 83H120V85H119ZM187 83H188V87H187ZM198 83H199V81H198ZM206 83V84H207ZM46 84H47V86L49 87V89L46 91V89L45 88H47L46 87ZM166 84H168V83H166ZM192 84V83H191ZM80 85L81 86H87V85H90L89 87H88V89H87V91H88V93H89V95H90V97H85V93L87 92H85V93H82L81 92V90H79L78 91V89L80 88ZM202 85H201V87H202ZM234 85H231V87H233V88H235L234 87ZM160 86H162V87H160ZM125 87V86H124ZM193 88V87H192ZM95 90V95H93L91 92H90V90ZM224 89H225V92H224ZM50 90H52V91H50ZM113 90H115V91H113ZM133 90V89H132ZM192 90V89H191ZM227 90H229V93L227 92ZM50 91V92H49ZM102 91H104V90H102ZM170 91V92H169ZM187 91H184L183 93H185V95H184V97H183V100L185 101V100H187V94L189 93H187ZM123 92H124V90H123ZM257 92H260V93H258L257 94ZM132 93H133V91H132ZM194 94L193 95H191L190 96V98L189 99H191V101H189V102H195L196 103V101L198 102L199 100V96L200 97H202L201 96V92H193ZM105 94V93H104ZM178 94H179V92H178ZM241 94H243V96L241 95ZM249 94H250V96H252V95H254V97L251 99V98H249V99H247V100H245V101H243V100H240V101H238L237 100V97H248L249 96ZM142 95H144V97L143 98H149L150 99V97H151V95L150 94H147V93H144V94H142ZM141 95V96H142ZM153 95V94H152ZM166 95V96H167ZM256 96V97H255ZM179 97H181L180 95H179ZM100 98V97H99ZM102 98V97H101ZM108 98V97H107ZM115 98V97H114ZM168 99V98H167ZM179 99V98H178ZM188 99V100H189ZM119 99H117V101L116 102H119L118 101ZM123 100H125V99H123ZM181 100H182V98H181ZM187 100V101H188ZM99 101H101V100H99ZM116 102H115V104H116ZM124 102V101H123ZM222 103V102H221ZM46 104H47V107H45L46 106ZM70 104V105H69ZM124 104V103H123ZM122 104V105H123ZM181 104V103H180ZM68 105H69V107H68ZM125 105V104H124ZM124 105H123V108H124ZM177 105V104H176ZM175 105V106H176ZM174 106V107H175ZM186 106V105H185ZM219 106V105H218ZM173 107V106H172ZM179 107V106H178ZM42 108H47V110H44V111H41V109ZM50 108V109H49ZM102 108V107H101ZM100 108V109H101ZM189 108V107H188ZM211 108H214L213 106L211 107ZM215 108H217V107H215ZM181 109V108H180ZM183 109V108H182ZM218 109H221V108H218ZM237 109V110H238ZM1 110H3V111H1ZM50 111V114H51V116L50 115H46V114H44V115H40V113H45L46 111ZM98 110V111H97ZM103 110V109H102ZM124 110V109H123ZM174 110H176V109H174ZM190 110V109H189ZM213 110V109H212ZM215 110V109H214ZM234 110V109H233ZM97 111V112H96ZM120 111H121V109H120ZM120 111H119V113H120ZM184 111V110H183ZM180 112V111H179ZM188 112V111H187ZM217 112V111H216ZM234 112V111H233ZM122 113V112H121ZM120 113V114H121ZM184 113V112H183ZM222 113V112H221ZM220 113V114H221ZM229 113V112H228ZM235 113H236V111H235ZM239 113V112H238ZM178 114V113H177ZM216 114V113H215ZM128 115V114H127ZM184 115V114H183ZM193 115V114H192ZM217 115V114H216ZM218 115H219V113H218ZM40 116V117H39ZM111 116H114L113 118L111 117ZM168 116V115H167ZM179 116H182V115H179ZM199 116H201V113H200V115ZM198 116V117H199ZM225 116V115H224ZM228 116V115H227ZM234 116V115H233ZM240 116V115H239ZM38 117H39V119H38ZM168 117H170V116H168ZM173 117V116H172ZM176 117V116H175ZM185 117V116H184ZM193 117V116H192ZM202 117V116H201ZM216 117V116H215ZM226 117V116H225ZM177 118V117H176ZM187 118V117H186ZM219 118V117H218ZM235 118V117H234ZM129 119H130V117H129ZM128 118H127V120H129ZM178 119V118H177ZM190 119V118H189ZM224 119V118H223ZM126 120V119H125ZM174 120V119H173ZM172 120V121H173ZM190 120H192L193 122H196V119L194 118V120H193V118H191ZM218 120V119H217ZM221 120V119H220ZM227 120V119H226ZM235 120V119H234ZM233 120V121H234ZM105 121V122H104ZM178 121V120H177ZM176 121V122H177ZM199 121V120H198ZM210 121V120H209ZM243 121V120H242ZM250 121V120H249ZM110 122L112 123L111 125H110ZM220 123H221V121H219ZM107 123H109L108 125H107ZM152 123V122H151ZM150 123V124H151ZM155 124L156 123H164V124H166V125H169L170 124V121L168 120V119H162V120H158V119H156L155 120V122H154ZM191 121H190V123H188L187 125L186 124H182L183 126H179V128H180V130H183L184 131V129L186 128V127H188L189 129H191L193 126H195L194 124H193V126L191 125ZM197 123V122H196ZM222 123H223V121H222ZM243 123V122H242ZM123 124V123H122ZM140 124V123H139ZM143 124V123H142ZM145 124V123H144ZM174 124H175V122H174ZM173 124V125H174ZM197 124H200V123H197ZM208 124V123H207ZM223 124H225V123H223ZM229 124V123H228ZM147 125H149V124H147ZM165 125V126H166ZM171 125H172V122H171ZM202 125V124H201ZM203 125H206L205 123L203 124ZM214 125H215V123H214ZM231 125V124H230ZM248 125L250 126V128H251V124H248L247 122H245V124L243 123V129H244V131H245V129H247V127H248ZM126 126H128V125H126ZM140 126V125H139ZM158 126V125H157ZM208 126H210V125H208ZM223 126V125H222ZM237 126V125H236ZM245 126V127H244ZM141 127V126H140ZM196 127V131H195V129L193 130L195 133H196V135H198L197 137L200 139V140H203V143H201L200 144V141H199V143L197 142V144H200L199 146H198V151H199V153H200V155H201V165L199 166V168L201 167V171L199 172V173H197V176L200 178V179H203V180H206L205 182L207 183V184H209V187H211V189H213V184H211V183H209L208 182V180L210 181V182H215L211 177H210V174L211 173H215V174H219L220 175V173H222V172H219L218 170L220 169V170H222V169H224V167L222 168V167H220V164L222 165V164H226L227 163V166L229 167L230 165V167H229V170L227 171V175L229 176V180L227 181L225 178H224V176L222 177L223 178V181L225 180L226 181V183L227 184H236V183H229V182H232L233 180H240V179H242V173H245V170H244V172H242V170L243 169H248L249 170V172H250V174L251 175H249V180L250 181H252V180H256L257 181V178L258 177H256V174H257V170L259 169V168H261V167H258V169H256V167H257V164H258V160L257 159H259V157L258 156H260L259 154L257 155V157L255 156V158H253V163H252V165H250L249 167H247L246 165H245V159H246V157H244V159H242V160H244V161H240L241 162V164L239 163V162H236V161H234V158H235V156L238 154V152H237V148L239 147L240 148V146L241 147H243L244 149L246 148L247 149V147L249 148V145L248 144H240V142L238 141V143H239V145L237 144V146H235L236 148H235V150L234 151H236V155L235 156H233L232 154H231V152H232V149H231V152H229V150L227 149V144H226V151H225V149L224 148H222L225 152L223 153L224 155H222V154H220L219 152H220V148H215L216 150H217V152L215 153L216 155H219L218 157L220 158H218V161L216 162L214 159H212V158H210L209 157V154H208V151H207V148L209 147V145L210 144H208V143H204L205 142V140L203 139L204 138V131H206L205 129H203L204 131L202 132V133H200V129H199V127H198V125L197 126H195ZM202 127V126H201ZM229 127V126H228ZM130 127H125V128H123V135H125L126 136V139H132L133 137H134V135L137 133V137H136V142L137 143H140V149L143 147L144 149H147L148 150V152H146L145 153V155H146V159H147V161H149L150 159H152L153 160V163H156V162H160V161H162V160H164V158H165V154L171 159V161H170V163H169V166L167 167V168H165L164 170H157V171H152V172H150V173H148V174H146L147 176L148 175H150V174H152V175H150L149 177H146L145 179H144V177L142 176V180H140L138 183H136L135 185H133V189L134 190H132V189H128V192H129V194L132 196V197H134V196H137V192H138V190H140V191H143V190H145V189H147V188H153V187H155V186H157V184H159V182H161L164 178H166V177H169V179H167V181L169 182V183H171L172 182V180L174 179V177H176V176H179V174L178 175H174V173L175 174H177V172H176V167H178L180 164H182L183 166L181 167L182 169H183V171H185L186 172V170H188L189 172H190V170L191 169H189V167L191 168V165L188 167L187 165L185 166L184 165V161H182L183 159H180V158H178V156H180L179 154H178V152H184L185 150L183 149V143H185V142H183L182 144L181 143H179L178 144V146H176L177 145V142H178V138H179V136H178V134H177V132L175 133L176 135H171V134H169V132H167L166 134H160V133H157V132H155L156 130L154 129V132H153V130H152V128L150 129V127H149V129L153 132V133H156V134H153V133H147V134H145V131H139V130H137V129H134V128H131V129H129ZM144 128V127H143ZM146 128H148V127H146ZM154 128V127H153ZM158 129H159V127H157ZM169 128V127H168ZM172 128V127H171ZM206 128V127H205ZM218 128L220 129V127L218 126ZM230 129H232L231 127H229ZM239 128V127H238ZM249 128V129H250ZM125 129V130H124ZM142 129V128H141ZM145 129V128H144ZM210 129V128H209ZM216 129V128H215ZM224 129V128H223ZM222 129V130H223ZM225 129H227V128H225ZM243 129H242V131H243ZM192 130V129H191ZM208 130V129H207ZM212 130V129H211ZM229 130V129H228ZM228 130H226V131H228ZM234 130V129H233ZM237 130V129H236ZM158 131V130H157ZM160 131V130H159ZM165 131V130H164ZM163 131V132H164ZM167 131V130H166ZM170 131V130H169ZM202 131V130H201ZM214 131V130H213ZM212 131V132H213ZM215 131H217V130H215ZM243 131V132H244ZM161 132V131H160ZM172 132H173V130H172ZM208 132V131H207ZM210 132V131H209ZM219 132H221L220 130H219ZM219 132H217V133H219ZM222 132H224V131H222ZM12 133V134H11ZM180 133V132H179ZM199 133L201 134V135H199ZM246 133V132H245ZM169 134V137L167 136ZM174 134V133H173ZM206 134H208V133H206ZM210 134H211V132H210ZM222 134V133H221ZM227 134V133H226ZM235 135H236V133H234ZM86 135V137H84ZM213 135V134H212ZM228 135V134H227ZM229 135H230V133H229ZM241 135V134H240ZM247 135H248V132H247ZM11 136H14V140L11 138ZM69 136H72V138L74 137V136H80V138L79 139H81L83 142H85L84 144H83V142H81V141H78V143H77V145H76V141H75V148H74V150H72L74 153H76V154H78V153H82L83 154V157H82V167L81 168H83V167H86V170L84 171V172H78L77 174H73V175H71V177L69 178V180L67 181V186L66 185H64L63 187H65V189L64 188H62V186H58L57 188H55V189H51L50 190V193H52V195H53V197L52 196H50V195H48L47 193H46V191H45V189L46 188H48L50 185L47 183V180L50 178V174H51V171H52V169H54V168H57V170H58V172H60V168L59 167H57L55 164H54V168L52 167V164L51 163H49V162H47L45 159L46 158H49L50 156H52L51 155V152H53L54 151V153L56 154V155H60L58 158H61V156H62V153H64V151L66 150V148H65V144H66V142H65V139L66 140H68L67 138H69ZM245 135H243V137H244ZM83 137V138H82ZM99 137H102V138H99ZM213 137H215V136H213ZM225 137V136H224ZM230 137V136H229ZM229 137H227L226 136V138H229ZM238 137H239V134H238ZM242 137V136H241ZM71 138V139H72ZM212 138V137H211ZM219 139V137H216V142L217 141H219L218 139ZM223 138V137H222ZM222 138H221V140H222ZM233 138V137H232ZM245 138V137H244ZM247 138V137H246ZM245 138V139H246ZM250 138H253V137H250ZM256 138V137H255ZM10 139H12L13 141H11ZM73 139H75V138H73ZM208 139V138H207ZM234 139V138H233ZM227 140V139H226ZM253 140V139H252ZM69 141V140H68ZM73 141V140H72ZM112 141V142H111ZM177 141V142H176ZM180 141V140H179ZM229 141V139L226 141V142H228ZM241 141V140H240ZM242 141H244V140H242ZM246 141V140H245ZM248 141V140H247ZM251 141V140H250ZM10 144H9V143ZM61 142H63V143H61ZM69 142H71V141H69ZM202 142V141H201ZM208 142V141H207ZM213 144H211V146L212 147H215V146H218L219 147V145H217L218 144V142L217 143H215L214 141H211ZM252 142V141H251ZM251 142L249 143V144H251ZM61 143V144H60ZM68 143V142H67ZM74 143V142H73ZM190 142H188V146L190 145L189 144ZM196 143V142H195ZM220 143V142H219ZM223 143V142H222ZM253 144L255 143V141H253L252 142ZM141 144H142V146H141ZM223 144H225V143H223ZM220 145H222V144H220ZM255 145V144H254ZM253 145V146H254ZM29 146V145H28ZM122 146L124 147V150H126L127 151V153H128V150H127V147H126V144L125 143H123L122 144ZM187 146V147H188ZM252 146V145H251ZM250 146V148H252ZM27 147V146H26ZM70 147V146H69ZM105 147H107V148H105ZM132 147H134V145L132 146ZM160 147H162V148H160ZM186 146L184 147V148H187ZM192 147V146H191ZM225 147V146H224ZM13 148V149H12ZM28 148L29 147H27V152H28ZM45 148V149H44ZM52 148V150L53 151H51L50 149ZM104 148L105 149H107V151H109V152H107V155L108 156H106L107 157V159L106 158H104V160L102 161V154L101 153H103V151H104ZM232 148V147H231ZM253 148H255V147H253ZM253 148H252V150H253ZM190 149V148H189ZM257 149V148H256ZM256 149H254L255 151H256ZM47 150H49V151H47ZM188 150V149H187ZM195 150V149H194ZM194 150H192L191 152H194ZM239 150V149H238ZM260 150V149H259ZM262 150V149H261ZM260 150V151H261ZM6 151V150H5ZM5 151H3L4 153H6ZM31 151V150H30ZM29 151V152H30ZM51 151V152H50ZM59 151H61V153L59 152ZM2 152V151H1ZM27 152L25 153V154H27ZM28 152V153H29ZM240 152V151H239ZM31 153H32V151H31ZM30 153V154H31ZM222 153V152H221ZM241 153V152H240ZM244 153V152H243ZM250 153V152H249ZM252 153V152H251ZM250 153V154H251ZM254 153H256V152H254ZM29 154V155H30ZM185 154V153H184ZM247 154V153H246ZM261 154V153H260ZM1 155H3V157L1 156V158H3V159H6V161H8V156L7 155H4V154H1ZM84 155H85V157H84ZM262 155V154H261ZM24 156V155H23ZM184 156V155H183ZM187 156V155H186ZM238 156V155H237ZM239 156H240V154H239ZM27 157V156H26ZM30 157H31V155H30ZM126 157V156H125ZM248 157V156H247ZM0 158V159H1ZM22 158V157H21ZM52 158V157H51ZM115 158H117V159H115ZM127 158V157H126ZM182 158H185V157H182ZM192 158H193V156H192ZM3 159H1V160H3ZM11 159V158H10ZM17 159V158H16ZM30 159V158H29ZM120 159V160H119ZM194 159V158H193ZM31 160V159H30ZM29 160V162H30V164H31V161ZM53 160V159H52ZM56 160V159H55ZM4 161V160H3ZM5 161V163H7ZM11 161V160H10ZM13 161H15V160H13ZM18 161V160H17ZM25 161V160H24ZM50 161H51V159H50ZM57 161H59V160H57ZM237 161H239V160H237ZM251 161H252V159H250V158H248V162L249 163H251ZM16 162V161H15ZM18 162H20V161H18ZM53 162V161H52ZM262 161L260 160V163H261ZM117 163H119V162H117ZM207 163H210L211 165H213L214 167H211V165H207ZM238 163H239V165H241L240 166V168H238ZM10 164H12L11 162H10ZM26 164H28V163H20L19 164V166H21V167H28V169H31V167L30 166H28V165H26ZM59 164H61V163H59ZM120 164V163H119ZM185 164H189V163H185ZM230 164V165H229ZM262 164V166H264V158H263V162L261 163ZM12 165H14V164H12ZM17 165V164H16ZM32 165V164H31ZM88 165L90 166V167H88ZM58 166H60V165H58ZM261 166V165H260ZM116 167H118V166H116ZM206 167H209V169H205ZM13 168H14V166H13ZM47 168L49 169V170H47ZM105 168V167H104ZM151 169H153V168H155V167H153V166H151L150 167ZM193 168H195V167H193ZM212 168H214V170L212 169ZM225 168H226V166H225ZM15 169V168H14ZM196 169V168H195ZM262 169V168H261ZM179 170H180V168H179ZM31 171H32V169H31ZM32 171V172H33ZM80 171V170H79ZM150 171V170H149ZM183 171H182V173H183ZM224 172H225V170H223ZM181 172V171H180ZM184 172V173H185ZM192 172V171H191ZM248 172V173H249ZM12 176L8 179V180H6V182H9V183H7L3 188H2V190H3V192H5L7 189H10L11 187H13V185H14V182H12L11 180H14V172L12 171ZM134 173V174H133ZM226 173V172H225ZM260 173H261V170H260ZM259 173V171H258V174H260ZM70 174V173H69ZM68 174V175H69ZM190 174V173H189ZM217 174V175H218ZM264 174V173H263ZM80 175H82V177H80ZM83 175H89V176H91L92 178H89V176L88 177H83ZM5 176H7V174L4 172V173H0V179L1 178H5ZM9 176V175H8ZM7 176V177H8ZM49 176V177H48ZM260 176H262L261 174H260ZM34 177V176H33ZM45 177H47L48 179L46 180V178ZM245 176H243V178H244ZM248 177V176H247ZM263 177V176H262ZM51 178L52 179H54V177L53 176H51ZM58 178V177H57ZM56 178V179H57ZM109 178H111V179H109ZM236 178H238V179H236ZM68 179V178H67ZM86 179H88V180H86ZM245 179H247L246 177H245ZM245 179H243V180H245ZM263 179V178H262ZM65 180H66V177H65ZM82 180H86V184H82ZM123 180V181H124ZM15 182H16V180H14ZM112 181V182H111ZM196 181V180H195ZM202 181V180H201ZM200 181V182H201ZM260 181V180H259ZM6 182H4V183H6ZM55 182V181H54ZM59 182H61V181H59ZM59 182H56V184L57 185H59ZM63 182H64V180H63ZM81 182V183H80ZM190 182V181H189ZM205 182H203L202 181V183L204 184ZM192 183V182H191ZM205 183V184H206ZM36 184V182H34V184L32 185V186H30V187H33L34 185ZM176 184H178V183H176ZM176 184H173V185H176ZM183 184V183H182ZM192 184H194V183H192ZM191 184V185H192ZM204 184V185H205ZM238 184V183H237ZM259 184V183H258ZM98 185V184H97ZM202 185V184H201ZM200 185V187H202ZM102 186V185H101ZM242 186V185H241ZM60 187V188H59ZM98 187H100V184L98 185ZM97 187V188H98ZM161 187V186H160ZM171 187V186H170ZM204 187V186H203ZM158 188V187H157ZM168 188V187H167ZM205 188V187H204ZM203 188V189H204ZM207 188V187H206ZM256 188V187H255ZM96 189V188H95ZM160 189V188H159ZM184 189V188H183ZM169 190V189H168ZM208 190V189H207ZM1 191V190H0ZM12 191V190H11ZM187 191V190H186ZM196 191H197V189H196ZM259 191V189L257 188V192ZM54 192V193H53ZM175 192H177L176 194L178 195V199H184L186 196V193H185V191H183V190H181V189H179V191H172V197H174V195H176L175 194ZM191 192V191H190ZM204 192H206V191H204ZM15 193L16 192H14V193H11L10 192V194H9V196H8V199H12V197H14V195H15ZM104 194H109V193H113V191H108V192H103ZM160 193H161V191H160ZM159 193V194H160ZM217 194H218V192H216ZM18 194V193H17ZM26 194V193H25ZM65 194H67V196L65 197ZM100 194V193H99ZM168 194H170V193H168ZM191 194V193H190ZM200 194V193H199ZM207 194H208V192H207ZM19 195V194H18ZM187 195H188V193H187ZM16 196V195H15ZM21 196H24V195H21ZM21 196H18L17 198H13V199H15V201L16 200H18L17 201V203H19V204H21V203H23L22 204V206L25 204V206H26V208H27V206H29L30 204H31V202L30 201H28V202H25V201H27L26 199H24V198H21ZM29 196L30 195H28V193L25 195V197L28 199L29 198ZM202 196V195H201ZM208 196V195H207ZM212 196H213V194H212ZM6 197H7V195H6ZM95 197H96V195H95ZM97 198H98V196H97ZM96 198V199H97ZM148 198V197H147ZM187 198V197H186ZM189 198V197H188ZM195 198H197V197H195ZM218 197L216 196V199H217ZM5 199H7V198H5ZM7 199V200H8ZM96 199L93 201V203L96 201ZM143 199V198H142ZM168 199H169V197H168ZM172 199V198H171ZM177 198H176V200H178ZM224 199V198H223ZM10 200H8V202L10 203ZM150 200H152V199H150ZM154 200H156V199H154ZM153 200V201H154ZM170 200V199H169ZM174 200V199H173ZM193 200H198V199H193ZM199 200H201V199H199ZM198 200V201H199ZM208 200H210V199H208ZM225 200V199H224ZM5 201V200H4ZM14 201V202H15ZM21 201H23V202H21ZM197 201V202H198ZM203 202H204V200H202ZM7 201H6V203H8ZM48 202V203H47ZM141 202V201H140ZM142 202H144V201H142ZM146 202V201H145ZM144 202V203H145ZM156 202V201H155ZM213 202H214V199H213ZM149 203V202H148ZM212 203V202H211ZM12 204V203H11ZM14 204V203H13ZM29 204V205H28ZM147 204V203H146ZM146 204H144L145 206H146ZM159 204V203H158ZM157 204V205H158ZM141 205V204H140ZM148 205V204H147ZM154 206H157L155 203L153 204ZM152 205V206H153ZM142 206H143V203H142ZM141 206V208H143ZM102 207H104V206H102ZM160 207V206H159ZM31 208H33V210H30V211H37V213H38V216L35 218H31V222H37V221H39V222H42V223H45V224H49L48 222H46L45 220H44V216H43V214H41L40 212H39V209H36L35 210V204H33L32 205V207ZM27 210V212H26V216H28V209H26ZM264 211V210H263ZM57 212L55 211V212H53V214L55 215ZM253 214H255V213H253ZM250 216H253L252 214L250 215ZM250 216H249V218H250ZM260 216V215H259ZM57 217V216H56ZM241 217V216H240ZM263 217V216H262ZM252 218V217H251ZM255 218H257V214H256V217ZM259 218V217H258ZM257 218V219H258ZM13 219L12 218H7L5 221L6 222H13L12 221ZM15 220V219H14ZM43 220V221H42ZM244 220V219H243ZM246 220H247V218H246ZM251 220V219H250ZM30 221V217L28 218V220H26L24 223H26V224H24L23 225V228H26V225H27V223ZM248 221V220H247ZM256 221V220H255ZM261 221V220H260ZM66 223V222H65ZM68 224V223H67ZM247 224V223H246ZM261 224L264 226V221H261ZM250 225V224H249ZM251 225H252V223H251ZM31 226H34V223L31 225ZM253 226V225H252ZM258 226H259V223H258ZM66 227V226H65ZM64 227V228H65ZM30 228V227H29ZM62 228V227H61ZM145 228H146V230H144V231H146L145 232V234L146 233H150V235L152 234V233H155L154 231H155V229L153 230V229H147V227L145 226ZM149 228V227H148ZM70 229H71V231H72V228L70 227ZM254 230L255 231H259L260 230V228L258 229L257 228V225H255V227H254ZM18 231V230H17ZM218 232V231H217ZM15 233V232H14ZM18 233V232H17ZM180 233V232H179ZM242 233V232H241ZM241 233H239V237H240V239H238V242H242V243H247L248 241H250V242H248V243H252L256 238H258L257 236H255V235H251L250 233L249 234H247V233H245L244 235L243 234H241ZM70 234V233H69ZM156 234V233H155ZM21 235V234H20ZM179 235V234H178ZM215 236V239H216V241L218 242V243H221L222 242V239H219L217 236H220V237H222V234L220 233V232H218L216 235H214ZM143 237H145V236H143ZM238 237V238H239ZM152 238V237H151ZM212 239V238H211ZM26 241V240H25ZM28 242H30L31 240H27ZM27 241L25 242V244L27 243ZM207 241V240H206ZM210 241V240H209ZM211 241H213V242H215V240H211ZM236 242V241H235ZM155 243H157V242H155ZM154 243V244H155ZM168 243V242H167ZM207 243V242H206ZM210 243V242H209ZM216 243V242H215ZM165 244V243H164ZM208 244V243H207ZM57 246H58V244H56ZM157 245H159V244H157ZM169 245V244H168ZM222 245V244H221ZM27 246H29V245H24V247H22V248H26V249H29ZM20 247V246H19ZM219 247V246H218ZM42 248H44V247H41L40 249H42ZM219 249H221V248H219ZM218 249V250H219ZM37 251V250H36ZM255 252V251H254ZM253 254H255V253H252L251 254V256H250V258H251V260H253V261H256V262H254V263H258V264H261L262 262H264V258H262V257H260L258 260L257 259H255V258H253ZM24 256V255H23ZM25 257V256H24ZM26 257H28V256H26ZM255 257V256H254ZM264 257V256H263ZM245 258V257H244ZM247 258V257H246ZM249 258V259H250ZM28 259H30V258H28ZM31 260V259H30ZM250 260V261H251ZM28 261V260H27ZM26 261V263H24V264H44L43 262H40V260H32V261H30V262H27ZM155 262L157 261H160V259H155L154 260ZM249 261V262H250ZM207 262V261H206ZM252 262V261H251ZM206 264H208V263H206ZM248 264V263H247Z\"/></svg>",
    "mask_w": 264,
    "mask_h": 264
},
{
    "label": "water",
    "instance_id": "water-1",
    "mask_svg": "<svg viewBox=\"0 0 264 264\" xmlns=\"http://www.w3.org/2000/svg\"><path fill=\"white\" fill-rule=\"evenodd\" d=\"M216 1H213L212 7L210 9V13H212L216 9ZM58 9L60 12L66 13L70 9V4L68 2H61L57 5ZM146 15L142 13V17L135 16L137 20L144 21L146 18ZM36 45L41 46L42 45V39L41 37H37L35 40ZM219 85L220 81L218 79H213L208 82L207 84V89H208V96L213 97L215 93L220 92L219 90ZM130 111H134L136 114L139 116V120H144L146 117V110L144 105L140 100H135L131 106H130ZM193 130L189 129L186 127L184 129V133L186 134H192ZM220 151L224 153L225 151L220 148ZM74 166H80L82 164V158H77L74 161ZM207 165H211L210 163H207ZM211 167H214L211 165ZM214 170V168H212ZM2 172H7V169L0 165V173ZM210 177L215 181V184L220 187L221 189L224 190L225 194L229 197L232 198H241L247 196L248 191H256V188L253 184H246V185H239V184H227L226 182L223 181L221 175H217L215 173H211ZM34 183V179L32 176H27L25 179L22 181V185L25 187H30ZM177 192H175L176 194ZM114 197V193H109V194H104L100 193L98 195L99 199H105V201H108ZM24 215V214H23ZM62 231L65 234H68L70 232V226L68 225L65 228H62Z\"/></svg>",
    "mask_w": 264,
    "mask_h": 264
},
{
    "label": "crops",
    "instance_id": "crops-1",
    "mask_svg": "<svg viewBox=\"0 0 264 264\" xmlns=\"http://www.w3.org/2000/svg\"><path fill=\"white\" fill-rule=\"evenodd\" d=\"M42 39V38H41ZM42 44H43V42H42Z\"/></svg>",
    "mask_w": 264,
    "mask_h": 264
}]
</instances>
